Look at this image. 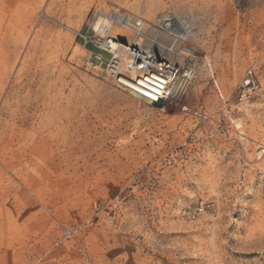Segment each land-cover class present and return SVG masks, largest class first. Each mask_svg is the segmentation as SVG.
Listing matches in <instances>:
<instances>
[{
  "label": "rangeland",
  "instance_id": "rangeland-1",
  "mask_svg": "<svg viewBox=\"0 0 264 264\" xmlns=\"http://www.w3.org/2000/svg\"><path fill=\"white\" fill-rule=\"evenodd\" d=\"M163 14L197 67L151 105L96 46L173 58ZM0 264H264V0H0Z\"/></svg>",
  "mask_w": 264,
  "mask_h": 264
},
{
  "label": "bare ground",
  "instance_id": "bare-ground-1",
  "mask_svg": "<svg viewBox=\"0 0 264 264\" xmlns=\"http://www.w3.org/2000/svg\"><path fill=\"white\" fill-rule=\"evenodd\" d=\"M118 16L113 14L111 18L115 23L126 26V20ZM135 21L136 19L132 20L134 23ZM154 21H159L161 30L170 36L171 41L165 47L173 58L159 53L151 44L141 45L140 40L123 39L122 35L119 36L116 32L109 34L111 26L107 20L100 29L102 33L109 34L106 43L114 54L110 70L113 76L128 88L133 96L151 105L167 99H176L194 74L189 63L192 62L193 68L197 67V50L190 45L188 36L192 24L166 14ZM137 26L142 27V23Z\"/></svg>",
  "mask_w": 264,
  "mask_h": 264
},
{
  "label": "built area",
  "instance_id": "built-area-1",
  "mask_svg": "<svg viewBox=\"0 0 264 264\" xmlns=\"http://www.w3.org/2000/svg\"><path fill=\"white\" fill-rule=\"evenodd\" d=\"M84 39H85V37H83ZM108 40V39H107ZM85 41H86V39H85ZM98 49H100V50H105V51H108V52H110V54H111V61H112V59H113V57H114V54L108 49V44L106 43V42H104V43H102V44H98L97 46H96ZM94 58H96L97 60H101V54L100 53H98V54H96V55H94ZM110 68H111V64H110ZM111 70V69H110ZM248 74H251V71L249 70L248 71ZM250 79L248 78V79H246V80H244V82H243V84H244V86H248V85H250Z\"/></svg>",
  "mask_w": 264,
  "mask_h": 264
}]
</instances>
